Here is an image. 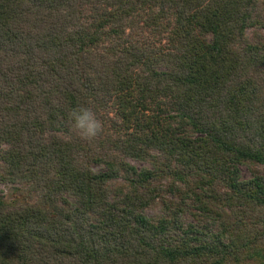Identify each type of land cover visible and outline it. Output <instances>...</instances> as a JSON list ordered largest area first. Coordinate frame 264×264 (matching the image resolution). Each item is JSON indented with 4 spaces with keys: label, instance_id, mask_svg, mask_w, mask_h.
<instances>
[{
    "label": "trees",
    "instance_id": "trees-1",
    "mask_svg": "<svg viewBox=\"0 0 264 264\" xmlns=\"http://www.w3.org/2000/svg\"><path fill=\"white\" fill-rule=\"evenodd\" d=\"M262 30L264 0H0V264H264Z\"/></svg>",
    "mask_w": 264,
    "mask_h": 264
},
{
    "label": "clouds",
    "instance_id": "clouds-1",
    "mask_svg": "<svg viewBox=\"0 0 264 264\" xmlns=\"http://www.w3.org/2000/svg\"><path fill=\"white\" fill-rule=\"evenodd\" d=\"M68 119L71 121V131L83 140L91 142L104 132V123L93 107H74L68 113Z\"/></svg>",
    "mask_w": 264,
    "mask_h": 264
},
{
    "label": "rangeland",
    "instance_id": "rangeland-1",
    "mask_svg": "<svg viewBox=\"0 0 264 264\" xmlns=\"http://www.w3.org/2000/svg\"><path fill=\"white\" fill-rule=\"evenodd\" d=\"M262 32L264 33V30H262ZM133 164L141 167L144 165V163L141 162H137V161H132ZM242 172H243V176L245 178H250L251 177V171L247 168V167H242ZM13 191H14V186L11 184H4V183H0V197L6 199V200H12V195H13ZM155 211L157 212V209H150L148 212L149 214H154Z\"/></svg>",
    "mask_w": 264,
    "mask_h": 264
}]
</instances>
